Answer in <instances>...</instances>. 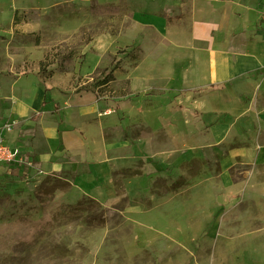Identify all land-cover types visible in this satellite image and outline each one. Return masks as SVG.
I'll use <instances>...</instances> for the list:
<instances>
[{
	"label": "rangeland",
	"instance_id": "rangeland-1",
	"mask_svg": "<svg viewBox=\"0 0 264 264\" xmlns=\"http://www.w3.org/2000/svg\"><path fill=\"white\" fill-rule=\"evenodd\" d=\"M141 2L0 0V78L92 92L89 122L110 138L88 169L74 151L46 172L6 136L16 122L2 126L19 156L0 162V264H264V83L188 97L183 77L172 95L191 58H151L162 88L132 89L143 47L165 54L138 28Z\"/></svg>",
	"mask_w": 264,
	"mask_h": 264
},
{
	"label": "crops",
	"instance_id": "crops-1",
	"mask_svg": "<svg viewBox=\"0 0 264 264\" xmlns=\"http://www.w3.org/2000/svg\"><path fill=\"white\" fill-rule=\"evenodd\" d=\"M144 1L136 20L138 28L154 30L160 38L154 45L165 54L160 57L143 47L139 78L136 81L131 75L132 89L162 88L161 76L152 77L143 68L151 58H191L182 72L172 69L173 75H178L169 76L167 89L172 95L178 93L179 79L183 77L188 83L184 87L189 90L188 97L191 91L211 86L217 89L230 82L243 85L240 81H247L262 89L264 0ZM177 48H186V54L179 56ZM11 72L0 78V130L5 123L16 122L6 136L30 153L42 169H64L66 154L74 151L88 169L86 160L107 154L110 138L89 122L103 107L92 92L61 90L60 84L41 83L36 75ZM200 92L209 108L225 106L219 98L220 91ZM159 110L156 107L151 111Z\"/></svg>",
	"mask_w": 264,
	"mask_h": 264
},
{
	"label": "built area",
	"instance_id": "built-area-1",
	"mask_svg": "<svg viewBox=\"0 0 264 264\" xmlns=\"http://www.w3.org/2000/svg\"><path fill=\"white\" fill-rule=\"evenodd\" d=\"M11 128L6 127V131H9ZM18 157L19 154L17 150L13 147H8L2 138H0V162H7L13 160L15 157Z\"/></svg>",
	"mask_w": 264,
	"mask_h": 264
}]
</instances>
